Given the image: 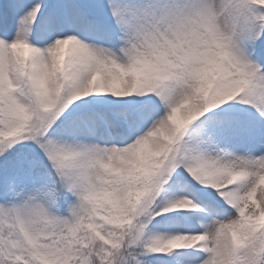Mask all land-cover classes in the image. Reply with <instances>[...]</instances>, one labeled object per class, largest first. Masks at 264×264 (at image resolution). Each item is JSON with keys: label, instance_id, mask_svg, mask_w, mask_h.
Here are the masks:
<instances>
[{"label": "snow or ice", "instance_id": "1", "mask_svg": "<svg viewBox=\"0 0 264 264\" xmlns=\"http://www.w3.org/2000/svg\"><path fill=\"white\" fill-rule=\"evenodd\" d=\"M0 264H264V0H0Z\"/></svg>", "mask_w": 264, "mask_h": 264}]
</instances>
